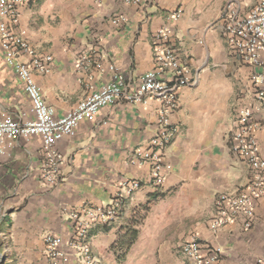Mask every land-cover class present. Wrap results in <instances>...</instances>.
I'll return each mask as SVG.
<instances>
[{
	"label": "crops",
	"instance_id": "1",
	"mask_svg": "<svg viewBox=\"0 0 264 264\" xmlns=\"http://www.w3.org/2000/svg\"><path fill=\"white\" fill-rule=\"evenodd\" d=\"M259 1L29 0L17 5L14 33L38 55L52 57L49 74L33 75L57 118L76 107L90 87L100 90L111 81L107 63L103 72L95 67L94 50L107 56L136 89L140 77L156 66L153 36L161 28L170 30L171 44L190 68L193 84L177 93L179 108L171 119L179 133L163 151L166 170L160 187L151 183L149 165L128 164L135 151L150 149L158 131L160 104L152 96L142 104L105 107L94 121H83L74 137L60 141L56 148L65 166L57 186L41 178L45 161L41 138L16 140L0 156V264H48L46 235L68 243L74 235L69 213L111 205L123 182L133 180L142 188L124 199L118 220L88 234L99 264L153 255L166 258L168 264H195L182 254L191 237L198 238L203 257L210 249L221 248L218 264L264 260V196L254 201L250 230H245L241 217L217 232L210 229L217 197L246 191L252 179L250 168L230 148L242 108L254 111L264 159V106L256 112L251 83L254 74L264 76V66L245 64L229 47L224 19L228 6L247 16ZM178 10L182 15L175 20ZM121 17L125 23L115 25L113 20ZM87 55L92 62L80 65ZM19 60L29 63L26 55ZM163 79L172 83L171 75ZM0 109L23 123L34 120L24 84L7 65L1 42ZM134 221L140 223L138 241L120 260L122 253L113 247ZM69 264L84 263L73 253Z\"/></svg>",
	"mask_w": 264,
	"mask_h": 264
},
{
	"label": "built area",
	"instance_id": "2",
	"mask_svg": "<svg viewBox=\"0 0 264 264\" xmlns=\"http://www.w3.org/2000/svg\"><path fill=\"white\" fill-rule=\"evenodd\" d=\"M29 0H0V42L5 53V60L17 77L24 84L25 92L31 102V113L34 120L20 122L8 111L0 109V156L16 140L38 136L42 140L44 164L41 169L42 180L50 186H57L62 181V169L65 160L57 150V144L64 138L76 135L83 121H94L101 109L115 106L118 103L137 105L145 103L149 96L160 104L157 120L158 131L151 141L148 150L135 151L128 161L133 167H151V183L160 187L165 181V164L163 151L177 137L179 128L172 123L171 115L179 108L178 91L193 84L191 71L183 65L171 44V33L167 28L159 29L153 36L155 47V68L143 74L136 89L118 68L108 63V57L92 51L95 67L100 72L107 69L113 74L111 81L100 90L90 87L88 95L66 116L57 118L55 111L45 101L41 88L34 79L33 73L47 75L51 72L52 57L38 55L32 46L21 35L15 34L13 28L18 23L17 5ZM139 4L141 0H127ZM182 15L178 10L174 15L177 20ZM225 35L229 47L251 67L264 66V0L250 11L247 16H239L228 6L224 14ZM126 18L114 19L118 25L125 23ZM21 55L29 58V63L19 60ZM89 55L80 59V65L92 62ZM171 75L172 83L163 77ZM263 75L254 74L251 83L255 88L256 112L264 106ZM254 111L242 108L237 117V128L231 136V151L252 171V179L246 191L241 193H221L216 199V213L210 222V229L217 232L236 218L244 220L245 230H250L255 221L254 201L264 196V159L261 158L256 132L259 125L254 121ZM142 188L140 181H125L118 195L109 206H85L79 212L69 213L73 222L74 235L68 243L62 237L46 235L44 242L48 264H69L72 255L77 254L84 264H99L88 242L90 230L97 226H108L115 223L126 197L133 196ZM69 249V252L65 248ZM223 251L216 247L210 249L206 257L202 256L201 244L197 237H191L182 247L184 257L195 264H218ZM256 264H264L263 259Z\"/></svg>",
	"mask_w": 264,
	"mask_h": 264
},
{
	"label": "trees",
	"instance_id": "3",
	"mask_svg": "<svg viewBox=\"0 0 264 264\" xmlns=\"http://www.w3.org/2000/svg\"><path fill=\"white\" fill-rule=\"evenodd\" d=\"M139 226H140L139 221H134L133 223H131L127 227L125 233L122 235L120 240L113 247L114 249H117L119 252L122 253V255L119 256L120 260L121 258H124L126 254H128V252L133 248V246L138 241L139 230L137 229V227Z\"/></svg>",
	"mask_w": 264,
	"mask_h": 264
},
{
	"label": "rangeland",
	"instance_id": "4",
	"mask_svg": "<svg viewBox=\"0 0 264 264\" xmlns=\"http://www.w3.org/2000/svg\"><path fill=\"white\" fill-rule=\"evenodd\" d=\"M168 262L166 258L160 259L158 255H153L147 258L127 257L122 264H168Z\"/></svg>",
	"mask_w": 264,
	"mask_h": 264
}]
</instances>
